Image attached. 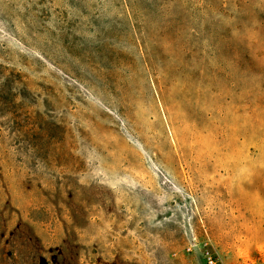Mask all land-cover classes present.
Here are the masks:
<instances>
[{
	"label": "rangeland",
	"instance_id": "rangeland-1",
	"mask_svg": "<svg viewBox=\"0 0 264 264\" xmlns=\"http://www.w3.org/2000/svg\"><path fill=\"white\" fill-rule=\"evenodd\" d=\"M204 244L264 264V0H0V264Z\"/></svg>",
	"mask_w": 264,
	"mask_h": 264
},
{
	"label": "built area",
	"instance_id": "built-area-1",
	"mask_svg": "<svg viewBox=\"0 0 264 264\" xmlns=\"http://www.w3.org/2000/svg\"><path fill=\"white\" fill-rule=\"evenodd\" d=\"M200 254L202 255L205 264H225L212 250V248L208 244H204V246L200 249ZM242 264H254L251 260H245Z\"/></svg>",
	"mask_w": 264,
	"mask_h": 264
},
{
	"label": "water",
	"instance_id": "water-1",
	"mask_svg": "<svg viewBox=\"0 0 264 264\" xmlns=\"http://www.w3.org/2000/svg\"><path fill=\"white\" fill-rule=\"evenodd\" d=\"M192 244L195 245V241H192ZM197 264H205V261L200 253H196ZM41 264H47L46 262H42Z\"/></svg>",
	"mask_w": 264,
	"mask_h": 264
},
{
	"label": "bare ground",
	"instance_id": "bare-ground-1",
	"mask_svg": "<svg viewBox=\"0 0 264 264\" xmlns=\"http://www.w3.org/2000/svg\"><path fill=\"white\" fill-rule=\"evenodd\" d=\"M198 164V163H197Z\"/></svg>",
	"mask_w": 264,
	"mask_h": 264
}]
</instances>
